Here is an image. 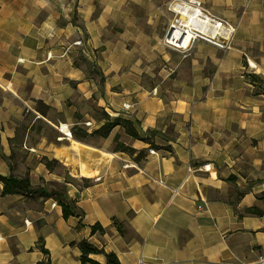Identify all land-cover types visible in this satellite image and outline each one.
<instances>
[{
    "label": "crops",
    "instance_id": "0c3cea01",
    "mask_svg": "<svg viewBox=\"0 0 264 264\" xmlns=\"http://www.w3.org/2000/svg\"><path fill=\"white\" fill-rule=\"evenodd\" d=\"M201 1L233 43L184 56L170 0H0V264H264V0Z\"/></svg>",
    "mask_w": 264,
    "mask_h": 264
},
{
    "label": "built area",
    "instance_id": "2783aa9c",
    "mask_svg": "<svg viewBox=\"0 0 264 264\" xmlns=\"http://www.w3.org/2000/svg\"><path fill=\"white\" fill-rule=\"evenodd\" d=\"M168 7L173 17L163 40L167 47L188 51L196 40H203L223 49L231 45L236 31L235 24L211 12L201 0H171ZM123 107L130 108L131 104L124 103ZM59 129L63 135L70 137V133L62 130L61 125ZM205 168L208 166L205 165Z\"/></svg>",
    "mask_w": 264,
    "mask_h": 264
},
{
    "label": "trees",
    "instance_id": "16d2710c",
    "mask_svg": "<svg viewBox=\"0 0 264 264\" xmlns=\"http://www.w3.org/2000/svg\"><path fill=\"white\" fill-rule=\"evenodd\" d=\"M116 124H122L127 133L131 134L134 137H137V131L133 126V123L129 119H125L122 117H115L111 119L107 115V120L104 122V124L101 126V128L97 131H99L102 135H107L110 129L116 125ZM154 146V144H151ZM117 148L129 151V152H134L135 150L133 148H130L128 146H125L122 143L117 144ZM142 154V151L138 153V155ZM45 163L47 164L48 167H51L53 164L52 160H45ZM0 181L4 183V188H3V193H13L21 190L24 187H29V179L28 177H23V178H17L14 175L10 176H3L0 174ZM254 211L261 212L259 209H253ZM63 213L65 216H68L69 211L67 209V205L63 204ZM93 229H100L102 230V227L99 224H96L93 226ZM80 248L82 251L81 254V263H92V264H99L96 260L92 259L89 255L91 253H104L107 259L106 264H120L117 256L113 252H105L102 248H98L97 246L93 245L87 240H83L80 242ZM44 251L47 253V250L44 248ZM37 264H51L50 259L47 258L46 260H41Z\"/></svg>",
    "mask_w": 264,
    "mask_h": 264
},
{
    "label": "rangeland",
    "instance_id": "374dc122",
    "mask_svg": "<svg viewBox=\"0 0 264 264\" xmlns=\"http://www.w3.org/2000/svg\"><path fill=\"white\" fill-rule=\"evenodd\" d=\"M171 1V0H170ZM219 16V15H218ZM173 17V16H172ZM172 17H171V19H172ZM221 17V16H220ZM230 21V20H229ZM170 22H171V20H170ZM232 22V21H231ZM236 26V25H235ZM168 27H169V25H168ZM167 30H168V28H167ZM167 30H166V32H167ZM166 32L164 33V35H163V37H162V43L164 44V42H163V40H164V36H165V34H166ZM194 43V42H193ZM232 43H233V39H232V42H231V45H232ZM193 45V44H192ZM191 45V46H192ZM230 45V46H231ZM164 46H166L165 44H164ZM229 46V47H230ZM167 47V46H166ZM168 48H170V47H168ZM172 49V48H171ZM176 50V49H175ZM178 50V49H177ZM184 56H186V54H187V52L189 51H187V50H179ZM129 104H131V103H129ZM135 106V105H134ZM133 106V104H131V107L130 108H125V107H123L124 109H127V110H130L131 108H133L134 107ZM52 165H56V163L55 162H53V164Z\"/></svg>",
    "mask_w": 264,
    "mask_h": 264
},
{
    "label": "bare ground",
    "instance_id": "6f19581e",
    "mask_svg": "<svg viewBox=\"0 0 264 264\" xmlns=\"http://www.w3.org/2000/svg\"><path fill=\"white\" fill-rule=\"evenodd\" d=\"M190 37V32H188V38ZM65 127V129H63ZM62 128V130H64V131H68L69 130V128L67 127V126H63V127H61Z\"/></svg>",
    "mask_w": 264,
    "mask_h": 264
}]
</instances>
